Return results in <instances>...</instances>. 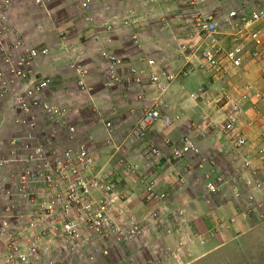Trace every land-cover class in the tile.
<instances>
[{
  "label": "built area",
  "instance_id": "2783aa9c",
  "mask_svg": "<svg viewBox=\"0 0 264 264\" xmlns=\"http://www.w3.org/2000/svg\"><path fill=\"white\" fill-rule=\"evenodd\" d=\"M36 1L44 8L42 0ZM175 1L193 9H200L205 2ZM16 2L0 0V126L9 128L0 139V259L3 264H77V260L94 263L107 258L114 245L141 238L148 226L158 231L165 217L152 212L150 222L144 226L129 210V195L122 188V180L99 169L90 141L81 138L72 124L71 108L49 95L52 79L36 70L39 60L47 59L51 50L32 45L25 30L19 31L13 24ZM83 8V17L91 21V6L85 4ZM263 19L264 0H251L250 5L229 10L223 16L201 10L194 23L195 42L182 47L185 70L175 74L161 68L157 60L139 58V63L151 70V84L162 91L181 73L187 77L205 72L215 83L240 81L235 92L223 88L211 102L223 111L224 132L237 149L249 143L238 130L247 106L264 104V90L248 78L250 64L264 65ZM101 58L111 79L120 83L124 60L106 51ZM130 71L137 81L141 80L136 68ZM261 74L264 80L263 66ZM78 86L87 88L82 81ZM197 93L202 98L207 94L203 88ZM197 93L190 99H195ZM160 121L168 126L174 123L159 108L146 109L138 123V135L145 137L148 128ZM248 126L252 127L253 122ZM199 135L205 137L206 133ZM256 150L262 167L264 128L258 132ZM151 153L164 159L159 148H151ZM197 154L200 149L196 140L184 136L172 146V158L167 161ZM200 159L214 173L204 183L208 203L215 196H225L227 191L242 198L240 178L216 172L212 158ZM158 186L154 180L146 182L145 199L164 206L168 197ZM252 186L249 199L253 200V211H259V185ZM247 204L250 206V201Z\"/></svg>",
  "mask_w": 264,
  "mask_h": 264
},
{
  "label": "crops",
  "instance_id": "0c3cea01",
  "mask_svg": "<svg viewBox=\"0 0 264 264\" xmlns=\"http://www.w3.org/2000/svg\"><path fill=\"white\" fill-rule=\"evenodd\" d=\"M46 1L42 0L44 8L38 6L35 12L46 14L43 22L39 24V30H35L33 23L27 21L29 17H19L21 15L18 12L19 5L12 11V19L18 30H25L32 45L53 49L52 61L41 59L36 67L39 73L52 79L49 95H54L58 102L68 105L73 119L82 111L76 103L77 96L81 94L78 82L82 81L86 84L88 88L82 90L84 92L81 91L86 99L85 111L89 110L91 116L96 117L91 127L99 129L98 131L101 129L106 131L104 138L108 145L104 146L103 150L104 153L107 150L110 152L108 156L104 154L103 158L107 159L96 157L98 167H103L102 171L113 173L122 180L124 186L122 188L129 195V210L142 221L144 226L150 222L152 212L165 217L158 231H153L152 227L148 226L141 238L126 244L114 245L110 255L104 258L105 264H149L150 262L156 264L154 260H157L158 264H191L217 253L227 242L235 239L238 233L248 229L250 217L244 206L245 198L233 197L227 191L225 196L228 195L229 200L210 204L206 196L201 197L202 191L199 189H203L204 192L207 176L214 175L209 165L204 166L206 162H202L200 158H190V155L181 160L172 159L170 162L167 159L172 158V146L182 137H193L198 144L200 154L209 151L211 154L214 151L220 153L222 158H215L212 154L213 162L217 166L216 172H225L231 176L239 175L241 182L247 184L250 189L252 173L250 164L252 166L257 162V158H250V156L255 157L254 153L250 152V146L255 141L257 144L258 132L264 128L263 105L247 106V113L240 118L238 130L248 138L249 143L237 149L233 147L230 139L227 140L225 137L226 132H223V127L221 130L214 127L219 121L224 122L223 111L214 112L215 108L212 105L206 107L204 101L191 100L190 95L199 88L206 89L207 84L210 85L211 90L219 86L235 92L240 81L230 79L215 83L209 74L196 72L181 81L174 82L164 91L157 89L156 85L144 83L149 81L150 78L148 80L146 78L151 70L145 67L146 64L139 63L140 55L134 52L132 41L131 43L125 41V33L129 35L130 40L147 34L144 25L132 24L127 30H120L115 26L124 19L127 24L130 22L129 19L136 21L135 17L147 16L144 14V7H138L140 0H63L60 4L61 8L66 7L68 3L76 4L82 13L71 21L62 22L61 25H57L51 18V13L55 10H46ZM164 1L166 0L154 2L155 5H162ZM85 4L91 6L88 10L91 21H86L83 17ZM94 8H98L97 11L102 12L104 18L101 19L98 15L95 19ZM116 8L120 10L115 12ZM163 13L167 15L165 12H160L158 15L161 17ZM35 35H38L37 39ZM142 49L141 54H151L156 57L161 68L178 70L173 63L171 53L167 50L163 51L158 47L148 48L145 43ZM104 51L124 58L125 67L122 69L124 72L120 74L119 80L131 79L134 75L130 70L132 67L136 68L139 78L143 79L142 83L138 82L136 85L139 89L138 97L140 93L141 98H145L144 105L149 103L157 108L161 107L164 110L163 114L174 121L173 124L168 126L164 122H157L148 128L144 138L133 137L132 140L130 131L133 122L130 120L140 113L141 102L133 105L126 100L122 90L115 91L112 87L121 85L110 76L104 78L105 81L102 80L104 72L108 75L105 62L101 58V53ZM180 61L184 63L183 59ZM262 66L264 68V65L250 64L248 78L264 90ZM116 83L118 84L115 85ZM176 117L179 119H175ZM106 121L116 124L115 131L106 128ZM249 122H253L252 127L248 126ZM207 125L213 128L212 130L215 129L210 136L207 134ZM134 132L137 133L135 129ZM201 132L207 135L201 137L199 135ZM92 137L95 139L94 134ZM154 147L164 153V159H158L151 153V148ZM115 148L117 150L123 148V153L119 154L111 150ZM216 152L217 156L218 152ZM95 156L97 155L94 154ZM197 159L199 164L204 166L203 168L198 164L194 166ZM248 163L249 166H246ZM150 180L156 181L159 191L167 194L168 201L164 206L151 204L145 199L144 187ZM200 183L202 188L198 185ZM177 215H179L178 220ZM216 230L219 232L217 233Z\"/></svg>",
  "mask_w": 264,
  "mask_h": 264
},
{
  "label": "rangeland",
  "instance_id": "374dc122",
  "mask_svg": "<svg viewBox=\"0 0 264 264\" xmlns=\"http://www.w3.org/2000/svg\"><path fill=\"white\" fill-rule=\"evenodd\" d=\"M16 6L19 5V13H21V15L19 17H29V19L27 20L28 22H32L35 27V30H39V24L41 22H43L42 20L44 19V17H46V14L41 15V13H35L38 10V3L36 0H16ZM63 0H47L46 1V10H55L52 11L51 13V18H53V21L57 24V25H61L62 22L64 21H71L74 19V17L80 15V13H82V10L79 9L78 6H76V4H70L68 3L66 5V7H60V4ZM115 1H119V0H115ZM154 1H159V0H140V3L138 5V7L142 8V6L144 7V14L147 15L146 17L143 18H139V17H135V19H137L136 21H132L133 19H129L126 24V20H121L119 24H116L115 26H117V28L119 27L120 30H127V28H129V25L135 26L136 23L137 24H142L144 25V28L146 29L145 32L147 34L145 35H141L138 37H134L132 40H130V37L127 33H125V41L128 43H131L132 41V45H134V52L138 55H140V58L143 59H147V60H151L154 59L156 57H153L151 54L145 55V54H141V50L142 49V45L147 46L148 48H162L163 51L167 50L169 53H171V57L173 60V63L176 64L175 67L176 71L175 74H178L179 72L183 71V69L185 70V63H180V59L183 58L182 55V47L186 44H190L195 42L196 38H197V32L195 30L194 27V23L196 21L197 15L199 14V11H205V12H213L216 13L218 16H223L225 15L229 10L232 9H241L243 6H248L251 3V0H205V2L202 4L200 9H193L191 7H188L186 5H183L175 0H166L162 3V5H155L156 2ZM107 4V3H105ZM155 5V6H154ZM13 7V10L14 8ZM118 7V6H117ZM61 8V9H60ZM249 8V7H248ZM96 12L95 15V19L96 17L99 15V17L104 16L102 14V12L97 11L98 8H94ZM102 9V7H101ZM12 10V11H13ZM120 8H116L115 12L119 11ZM139 10V9H137ZM142 10V11H144ZM81 11V12H80ZM147 12V14H146ZM160 12H165L167 13V15H165L163 13V16L160 17ZM162 14V13H161ZM137 16V15H136ZM139 16V15H138ZM104 18V17H103ZM131 18V17H128ZM220 18V17H219ZM99 21V20H97ZM75 22V21H74ZM263 25H264V19L262 21ZM31 24V23H30ZM107 27V26H106ZM75 28V27H74ZM36 39L38 37V35H35ZM144 37V39H142ZM149 37V38H148ZM144 42V43H143ZM170 48V49H169ZM157 50V49H154ZM162 51V50H161ZM52 57H54L53 55V49L51 50V55L47 58V60L52 61ZM124 59V58H123ZM103 61V60H102ZM48 64V63H47ZM179 64V65H178ZM104 71V70H103ZM107 71V69H106ZM140 71V69H138V72ZM124 70H121L120 73H123ZM102 80L105 81L104 78H108L110 75L107 73L102 75ZM191 76V75H189ZM187 76V77H189ZM197 76V75H196ZM182 73L178 76L177 75V81H181L185 78ZM110 78V77H109ZM147 80L149 79V77L146 78ZM143 80V79H142ZM142 80L137 81L136 76H131V79H123L122 82L119 83V85L123 86H113L112 88H114L115 91H119L122 90L125 98L127 101H130L131 104L136 105L137 103L141 104V111L140 113L136 114V117H133L132 120H130L131 122H133L131 129L132 131V140L135 139H142L144 137H140L138 135V123L137 121L140 120L143 116V113L146 109L149 108H153L156 106H153L152 104L147 103V105L143 104V101L145 98H141V94L139 93V96L137 95V92L139 91V89L137 88V84L138 82L142 83ZM144 82V81H143ZM145 84H150L151 85V81L149 79V81L144 82ZM213 83V81L211 82ZM118 83H116L115 85H117ZM169 88V87H168ZM221 89L223 88H219V86L217 88H214L211 90L210 85H206V89L203 88L204 91H206V97L202 98L201 94L197 93V90L193 93H197L195 99L198 100L200 99L201 101H205V99L207 98L208 101L206 100L204 102L206 107H209V105H212L215 110L214 112H216V110H218V107L216 108L215 105H213L211 102L215 100V98L217 97V95L219 94V92H221ZM80 90V95L77 96V101L76 103L82 108V111L80 113H78V117L74 118L72 121V124L77 128L81 138H84L88 141H90V148L92 150V152L94 154H96V157H99L100 159H107V158H103L104 154H106L108 156V154H110L109 150L105 151L103 150L104 146L108 145V142H106V138L105 134L106 131L104 130H100L96 129L95 127H91V124L96 121V117L93 118L89 112V110L85 111L86 108V102H85V98L82 96L84 95L81 90V88L79 87ZM82 91V92H81ZM140 91H144V90H140ZM210 91V92H209ZM140 99V100H139ZM148 100V99H146ZM150 100V99H149ZM210 101V102H209ZM150 102V101H149ZM174 103L172 102L171 105H173ZM262 105V104H260ZM262 107V106H261ZM264 107V104H263ZM162 112H164V110L161 107H158ZM213 108V109H214ZM207 110L209 111V108H207ZM264 110V109H263ZM175 119H179V117H176ZM3 121L0 120V125ZM110 122V121H108ZM210 122V121H209ZM207 122V123H209ZM107 124V121H106ZM111 127H109V129H112L115 131V123H111ZM173 124V123H172ZM224 123H222V121H219L217 123V125H214L215 129L218 128L219 130L222 129ZM208 126V125H207ZM221 126V127H220ZM9 128H7L5 125L2 128V126H0V139L2 134H6L7 130ZM108 129V128H107ZM134 129L137 133L134 132ZM213 128H211L210 126H208V130H207V134L210 136L213 132H215V129L212 130ZM218 130V131H219ZM224 132V131H223ZM94 134L95 139H93L92 135ZM127 134V133H126ZM137 134V135H136ZM206 134V135H207ZM129 135V132H128ZM134 137V138H133ZM225 137L228 139H230L228 136V134L226 133ZM204 139V138H203ZM140 141V140H139ZM255 143V144H254ZM253 144H251L252 146H250V152L254 153L255 157L250 156V158H257L256 155V141ZM94 144V145H93ZM121 148L120 150L118 149H111L115 152H118L119 154L123 153ZM110 150V151H111ZM233 151V149H232ZM210 152V151H209ZM209 152H203V154H197V155H190V158H222L220 156V153L218 152L217 156L215 154L216 151H214L212 154H214L212 156L211 153ZM216 152V153H217ZM113 153V152H111ZM124 154H126V151L124 152ZM253 155V156H254ZM198 161V163H197ZM197 161H195V165L196 166L198 164L199 166V159H197ZM194 162V161H193ZM258 162V160H257ZM257 162L254 163L252 166L250 165V168L252 170V173L250 174V184L252 185H259V190H256L257 195L260 196L262 199L259 203L260 210L258 211H253V200L249 199L251 197V189L248 188V186H246L244 183L240 182V188H241V192H242V197L245 198L244 199V206H246V208H250L249 210L247 209V212L249 214L250 217V223H249V228L246 229L244 232H240L238 233L237 237H235V239H233L230 242H227V244H225V246L223 248H221L220 250H218L217 253L208 256L202 260L193 262L191 264H264V166L259 167V165H257ZM103 167H99V169H101ZM238 178L239 175H237ZM197 183V182H196ZM127 184V183H126ZM200 186V188H202V184H198ZM250 185V187L252 186ZM198 186V187H199ZM199 191H202L201 193V197L202 195L206 196L203 192V189ZM223 195V194H222ZM222 198V199H221ZM229 196H215L213 198H211V202L210 204H216L222 201H226L229 200ZM250 201V206L249 204H247ZM247 202V203H246ZM179 215L176 216V219L178 220ZM80 261V262H79ZM82 260H77V264H82ZM156 262V264H158L157 260H154V263ZM0 264H3V260L0 259ZM85 264V263H83ZM88 264H105L104 259L100 258L97 259L94 263H88Z\"/></svg>",
  "mask_w": 264,
  "mask_h": 264
},
{
  "label": "clouds",
  "instance_id": "9594fccd",
  "mask_svg": "<svg viewBox=\"0 0 264 264\" xmlns=\"http://www.w3.org/2000/svg\"><path fill=\"white\" fill-rule=\"evenodd\" d=\"M86 87H87V86H86ZM87 88H88V87H87ZM87 88H86V89H87ZM86 89H85V90H86ZM81 90H82V89H81Z\"/></svg>",
  "mask_w": 264,
  "mask_h": 264
}]
</instances>
